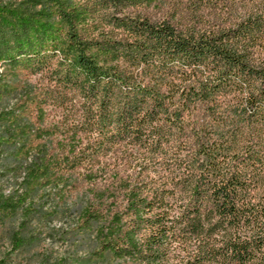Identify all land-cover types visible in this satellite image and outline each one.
Returning <instances> with one entry per match:
<instances>
[{"label":"trees","instance_id":"1","mask_svg":"<svg viewBox=\"0 0 264 264\" xmlns=\"http://www.w3.org/2000/svg\"><path fill=\"white\" fill-rule=\"evenodd\" d=\"M0 63L38 77L0 214L76 195L97 256L264 264V0H0Z\"/></svg>","mask_w":264,"mask_h":264},{"label":"rangeland","instance_id":"2","mask_svg":"<svg viewBox=\"0 0 264 264\" xmlns=\"http://www.w3.org/2000/svg\"><path fill=\"white\" fill-rule=\"evenodd\" d=\"M7 70L0 63V114L13 107L21 92L38 80ZM3 129L0 125V132ZM10 153L8 146L0 147V194L11 193L21 181L20 171H12L17 163ZM81 199L72 195L66 205L53 192H40L32 198L28 215L24 211L0 214V264H122L109 254L97 256L94 234L78 228V212L70 204ZM16 238L22 241L19 249H15Z\"/></svg>","mask_w":264,"mask_h":264}]
</instances>
